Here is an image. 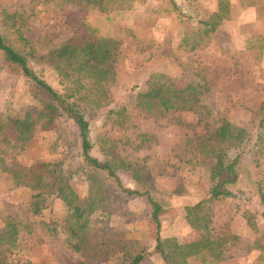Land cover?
Listing matches in <instances>:
<instances>
[{
    "label": "rangeland",
    "instance_id": "374dc122",
    "mask_svg": "<svg viewBox=\"0 0 264 264\" xmlns=\"http://www.w3.org/2000/svg\"><path fill=\"white\" fill-rule=\"evenodd\" d=\"M120 2L119 9L98 13L65 0H0V35L22 52L27 48L21 39L28 42V66L57 93L62 85L56 71L41 57L84 33L114 41L104 97L97 104L77 100L76 108L87 122L91 157L105 163L111 156L106 154L109 143L116 160L138 169L136 178L130 168L114 161L122 187L145 190L160 204L158 227L149 219L143 196L107 189V210L96 209L87 217L88 257L66 245L61 230L66 208L47 183L59 174L79 198L87 195L76 126L59 107L58 115L48 121L45 92L0 59V121L17 116L31 123L22 146L7 131L0 135V165L25 180L16 183L0 169V227L7 218L19 223L8 264H127L118 245L141 252L138 264H165L152 248L154 236L180 244L197 240L183 210L197 201L210 211L211 237L224 231L236 237L212 264H264V221L259 216L264 207L258 196V191L264 194V142L252 140L245 147L237 181L226 186L232 196L211 198L208 191L212 151L232 153L226 139L214 135L217 126L227 122L253 139L261 114L264 0H227L226 17L212 30L203 21L215 12L216 0ZM153 72L166 76L176 88L197 87L200 93L191 108L140 111L135 94L144 90ZM47 162L55 169L53 175L45 172L49 166L42 164ZM37 174L41 186L33 189ZM38 190L40 196L35 195ZM34 201L39 202L37 212L32 210Z\"/></svg>",
    "mask_w": 264,
    "mask_h": 264
},
{
    "label": "trees",
    "instance_id": "16d2710c",
    "mask_svg": "<svg viewBox=\"0 0 264 264\" xmlns=\"http://www.w3.org/2000/svg\"><path fill=\"white\" fill-rule=\"evenodd\" d=\"M35 1V0H34ZM47 2L48 0H41ZM76 3L86 9L105 13L112 9L120 8V0H65ZM227 14V0H216V10L209 16L208 21H203L212 30L214 26ZM22 45L26 46V51H20L9 45L0 35V59L16 73L24 76L28 81L40 87L47 95L45 112L47 120H51L58 115V107L64 111L75 124L77 135L79 136V145L82 158L86 166V178L88 184L87 195L79 198L72 188L59 177L54 175L48 186L54 196L58 197L64 204L66 211L64 215V233L66 245L81 256L88 257L86 244L89 242L88 215L96 209L107 210L109 202L104 198L107 189H117L124 195L143 196L148 207V215L154 227H158V214L161 211L160 204L145 190L128 189L122 187L115 173L117 165L121 168H130L132 174L137 178L138 169L130 166L123 161L116 160L108 143L106 154L111 156L105 163L98 162L91 157L87 149L89 147L86 129L87 122L82 114L76 108L77 100H84L86 103L97 104L104 97L103 87L111 79V61L115 50V43L112 39L97 36L92 33H84L81 36H72L60 44L58 47L49 50L44 58L56 71L59 82L62 85V91L57 93L42 79L37 77L30 69L26 56L31 55L32 49L28 42L21 39ZM193 47V46H191ZM146 87L143 91L135 94V104L142 112L166 111L178 109H190L193 102L197 99L199 89L195 86L186 85L184 88H176L171 81L161 73H150L146 80ZM260 117L256 122V130L253 139L245 135V131L236 126H231L227 122H221L214 135L225 138L228 145L232 147L231 155L226 156L224 152L212 151L215 162L211 169L210 179L212 184L209 187V196L215 198L218 196H232L233 193L226 187L227 184H233L238 178V164L240 156L246 150L249 142H264V100L260 102ZM120 113V112H118ZM31 123L25 118L17 116H8L0 121V135L7 131L15 140L20 141L21 146L27 139ZM214 138V137H213ZM104 144H106L107 139ZM253 141V142H254ZM102 149L103 145H100ZM230 147V148H231ZM226 156V157H225ZM115 158V160H114ZM49 168L45 172L53 175L55 171L51 163H43ZM53 167V168H52ZM2 171L9 172L14 182H25L17 173L0 165ZM50 171V172H49ZM41 175L34 177L31 188L37 189L40 185ZM107 181V185L102 186V182ZM257 182H255L256 184ZM42 191L38 190L35 195L40 196ZM259 200L264 207V194L258 191ZM39 202L32 203L33 212H37ZM186 223L193 228L198 239L187 242L177 243L171 238H160L157 234L154 236L153 250L159 254L165 264H190L188 259H197L196 264L216 261L220 258L225 248L235 240V235L229 231H224L211 237L209 228V214L207 207H202V201H197L191 205L183 206ZM245 223L253 229L250 218L242 213ZM264 221V211L259 214ZM18 222L13 218H7L0 227V264H8V258L16 245L18 235ZM122 259H126L127 264H138L142 258L138 250L130 251L126 246L118 245ZM114 252V251H113Z\"/></svg>",
    "mask_w": 264,
    "mask_h": 264
},
{
    "label": "crops",
    "instance_id": "0c3cea01",
    "mask_svg": "<svg viewBox=\"0 0 264 264\" xmlns=\"http://www.w3.org/2000/svg\"><path fill=\"white\" fill-rule=\"evenodd\" d=\"M235 235V233H233Z\"/></svg>",
    "mask_w": 264,
    "mask_h": 264
}]
</instances>
